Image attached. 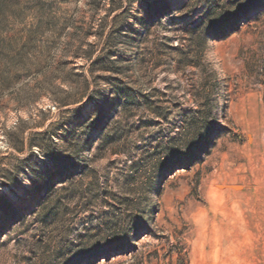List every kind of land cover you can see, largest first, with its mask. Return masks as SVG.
Wrapping results in <instances>:
<instances>
[{
	"label": "rangeland",
	"instance_id": "obj_1",
	"mask_svg": "<svg viewBox=\"0 0 264 264\" xmlns=\"http://www.w3.org/2000/svg\"><path fill=\"white\" fill-rule=\"evenodd\" d=\"M0 264H264V0H0Z\"/></svg>",
	"mask_w": 264,
	"mask_h": 264
}]
</instances>
